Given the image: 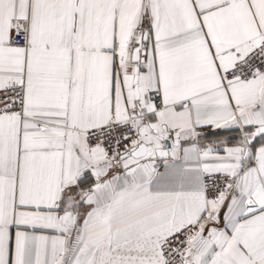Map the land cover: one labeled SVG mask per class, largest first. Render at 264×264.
I'll use <instances>...</instances> for the list:
<instances>
[{
  "label": "snow or ice",
  "instance_id": "snow-or-ice-1",
  "mask_svg": "<svg viewBox=\"0 0 264 264\" xmlns=\"http://www.w3.org/2000/svg\"><path fill=\"white\" fill-rule=\"evenodd\" d=\"M0 264H264V0H0Z\"/></svg>",
  "mask_w": 264,
  "mask_h": 264
}]
</instances>
